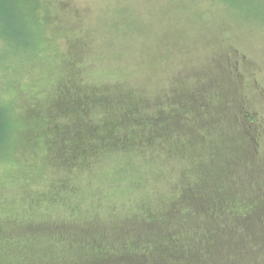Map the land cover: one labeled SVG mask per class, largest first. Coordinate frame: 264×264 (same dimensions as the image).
<instances>
[{
	"label": "trees",
	"instance_id": "obj_1",
	"mask_svg": "<svg viewBox=\"0 0 264 264\" xmlns=\"http://www.w3.org/2000/svg\"><path fill=\"white\" fill-rule=\"evenodd\" d=\"M26 4L0 0V35L6 41L28 44L31 28L44 35L39 25H33L35 19ZM59 40L60 46L47 41L48 48L53 45L52 51L60 52L58 47H62L65 57L70 53L69 38ZM40 44L42 48L47 43ZM79 51L77 71L67 70L76 77V81H68V87L73 86L78 94V82L84 85L81 99L76 95L75 110L53 114L58 97L48 95L43 99L49 110L42 114L35 99H30L42 114L32 125L39 127L26 133L20 129L17 134L16 146L31 142V158L37 157L45 165L55 161L56 171L49 177L46 173L50 172L37 163L33 165L37 170L25 167L23 174L18 173L15 179L21 178L27 187L18 192L21 209L0 208V264H184L183 260L214 264L217 254L222 264H235L236 258L238 264H253L249 253L258 251V240L264 239V204L256 197L261 184L258 179L245 178L247 165L240 167L243 172L236 164L230 168L232 159H225L222 165L216 157L206 155L186 162L182 131L185 80L179 77L184 66L173 67L170 78L153 88L147 82L132 81L139 76L137 71L147 80L150 67L127 65L126 69L110 70V78L101 70L90 76L81 67L85 60ZM101 55L91 48L92 61L100 60ZM88 80L94 84L91 98ZM46 87L47 93L53 92V86ZM14 124L0 106V144L9 147ZM208 135L200 127L194 131L191 145L207 144ZM215 136L218 143V127ZM87 172L104 175V192L96 191L95 179L89 191L109 198L108 202L98 199L80 206L89 199L81 187ZM40 173L41 184L35 180ZM152 176L155 181L147 184ZM151 198L157 206L145 208ZM136 202L142 203L140 208H133ZM113 204V210L109 209ZM253 218L259 226L247 235L246 226ZM147 228H155L163 237L157 239ZM258 257L262 261L254 264L264 263V253L258 251Z\"/></svg>",
	"mask_w": 264,
	"mask_h": 264
},
{
	"label": "rangeland",
	"instance_id": "obj_2",
	"mask_svg": "<svg viewBox=\"0 0 264 264\" xmlns=\"http://www.w3.org/2000/svg\"><path fill=\"white\" fill-rule=\"evenodd\" d=\"M23 1L27 3L30 17L35 19L33 25H39L44 35L39 36L38 31L31 28L25 45L6 41L0 35V106L15 122L9 147L0 144V208H22L23 201L18 192H22L27 184L21 183V178H15L20 176L18 173L23 174L25 167L37 170L33 165L40 163L45 172H50L46 173L49 177L56 171L55 161L45 165L37 157L31 158V142L25 140L27 147H22L21 142L16 146L17 134L20 129L24 132L37 130L39 126L32 125H36V120L49 110L43 97H58L51 109L53 114L75 110L76 95L81 99L84 89L83 83L79 82L78 94L73 86L68 87V81L76 78L69 72L70 69L77 71V50L84 55L85 61L80 64L90 76L92 71L101 70L110 78L112 69L145 66L150 67L148 79L144 81L147 76L137 71L139 76L132 81L147 82L153 88L170 78L169 70L173 67L184 66L179 77L185 80V128L182 131L186 162L212 155L222 165L225 159H232L234 164L229 162L228 166L234 169L236 164L241 172L244 168L240 167L247 165L249 175L246 171L243 174L245 178L258 179L261 185L256 197L264 204V0ZM65 37L71 44L70 53L67 55L66 52L65 57L61 54L62 47H58L60 52L56 48V52L52 51L53 45L48 48L47 41L58 42L60 46L59 39ZM79 37L84 42L78 41ZM43 40L47 44L39 48ZM63 46L67 47L66 42ZM91 48L102 54L100 60L92 61ZM62 51L64 53L63 48ZM144 74H147L146 70ZM27 80L32 82L29 84ZM87 82L91 98L94 84L90 80ZM46 85L53 86V92L47 93ZM30 99H35L42 114L31 105ZM61 102L68 103L63 105ZM200 127L208 131L209 142L191 145L194 131H199ZM215 127L220 133L218 143ZM160 129L165 132L164 128ZM244 159L248 162H243ZM40 175H36L35 180L41 184ZM94 179L96 191L104 192L103 186H107L104 175L85 173L81 187L87 191L89 199L80 206L98 199L109 201V198H100L102 194L89 191ZM154 181L152 176L147 184ZM134 189L138 191L139 187ZM107 194L110 195L109 190ZM141 205L133 203V208ZM114 206L109 209L113 210ZM151 206H157L154 198L145 208ZM48 214L54 213L48 211ZM58 219H61L60 215ZM256 226L259 225L253 218L246 226V234L249 235V230ZM147 229L153 231L152 236L157 239L163 237L161 232L154 231L155 228ZM257 244L260 245L257 250L264 253V239L258 240ZM258 251L249 253L254 259L253 264L260 260ZM235 261L238 264L240 259ZM183 263L191 264L185 260ZM214 264H222L218 254Z\"/></svg>",
	"mask_w": 264,
	"mask_h": 264
}]
</instances>
